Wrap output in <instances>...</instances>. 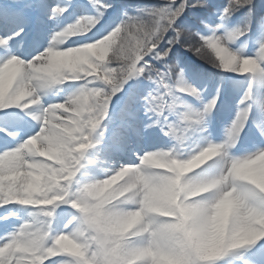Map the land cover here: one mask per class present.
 Wrapping results in <instances>:
<instances>
[{
    "label": "clouds",
    "instance_id": "9594fccd",
    "mask_svg": "<svg viewBox=\"0 0 264 264\" xmlns=\"http://www.w3.org/2000/svg\"><path fill=\"white\" fill-rule=\"evenodd\" d=\"M0 264H264V0H0Z\"/></svg>",
    "mask_w": 264,
    "mask_h": 264
},
{
    "label": "rangeland",
    "instance_id": "374dc122",
    "mask_svg": "<svg viewBox=\"0 0 264 264\" xmlns=\"http://www.w3.org/2000/svg\"><path fill=\"white\" fill-rule=\"evenodd\" d=\"M186 59H190V57H186Z\"/></svg>",
    "mask_w": 264,
    "mask_h": 264
}]
</instances>
